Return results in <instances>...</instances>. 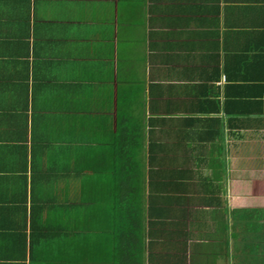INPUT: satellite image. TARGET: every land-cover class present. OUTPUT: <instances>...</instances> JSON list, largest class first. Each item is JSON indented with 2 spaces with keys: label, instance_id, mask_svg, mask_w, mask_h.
Listing matches in <instances>:
<instances>
[{
  "label": "crops",
  "instance_id": "0c3cea01",
  "mask_svg": "<svg viewBox=\"0 0 264 264\" xmlns=\"http://www.w3.org/2000/svg\"><path fill=\"white\" fill-rule=\"evenodd\" d=\"M259 214L264 0H0V264L131 225L145 264H242Z\"/></svg>",
  "mask_w": 264,
  "mask_h": 264
},
{
  "label": "trees",
  "instance_id": "16d2710c",
  "mask_svg": "<svg viewBox=\"0 0 264 264\" xmlns=\"http://www.w3.org/2000/svg\"><path fill=\"white\" fill-rule=\"evenodd\" d=\"M245 191V190H244ZM259 213L258 209L253 208L252 215ZM262 218L264 215L259 214ZM249 223V222H248ZM253 223V222H251ZM249 223V224H251ZM135 225L129 226L131 230H120L117 236L118 243L116 246V251H114L113 259L106 260L99 258L97 260H62L59 261V264H145V248L143 247L142 238L137 237V232ZM133 232V233H132ZM152 242H150V245ZM168 244V243H164ZM163 244V245H164ZM164 248V246H162ZM168 251V249H167ZM151 255L149 254V257ZM163 256V255H160ZM185 255L179 256V264L184 262ZM168 256H165V259H167ZM183 258V259H182ZM154 259V257H150V260ZM182 259V260H181ZM170 259L167 261L169 263ZM154 264H158L156 261ZM170 264V263H169ZM184 264V263H183Z\"/></svg>",
  "mask_w": 264,
  "mask_h": 264
},
{
  "label": "rangeland",
  "instance_id": "374dc122",
  "mask_svg": "<svg viewBox=\"0 0 264 264\" xmlns=\"http://www.w3.org/2000/svg\"><path fill=\"white\" fill-rule=\"evenodd\" d=\"M259 245L257 246L258 248L254 250V252L250 251H245L240 255V259H238L242 264H253V260H257L256 264H264V229L262 232H260L259 236ZM232 247V246H231ZM231 247L229 249V252L232 253ZM247 248V247H246ZM260 259H263L262 261Z\"/></svg>",
  "mask_w": 264,
  "mask_h": 264
}]
</instances>
